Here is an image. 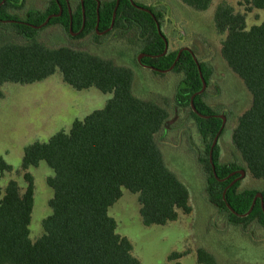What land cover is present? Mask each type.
<instances>
[{
    "label": "trees",
    "instance_id": "obj_1",
    "mask_svg": "<svg viewBox=\"0 0 264 264\" xmlns=\"http://www.w3.org/2000/svg\"><path fill=\"white\" fill-rule=\"evenodd\" d=\"M205 11L212 0H181ZM23 2V0L21 1ZM19 0H0V26L11 29L26 43H0V86L33 84L56 71L77 91L95 88L111 94L103 108L72 122L46 142L24 147V170L45 163L52 176L50 214L42 221L43 235L30 239L33 186L29 174L20 194L17 183L0 186V264H139L130 241L116 232L109 208L122 189L137 195L144 226H163L188 211L187 188L167 167L157 135L165 130L168 110L132 93L133 72L87 52L71 48L50 49L37 41L41 28L59 26L84 37L93 34H132L140 43V64L154 73L182 75L174 95L177 107L187 110L205 144L200 164L207 173L208 201L228 222L245 227L256 222L264 228V190H238L239 166L219 163L214 143L223 121L204 101L211 69L189 49L166 50L160 24L163 9L140 0H79L72 9L67 0H51L42 10L20 19ZM19 4V5H17ZM247 10L264 9V0H248ZM217 33L224 35L221 55L251 95V106L237 121L231 136L243 170L264 180V22L247 27L246 16L219 4L213 17ZM211 158L214 166L212 170ZM0 157V173L10 170ZM260 194L261 197H257ZM198 264H216L215 258L197 250ZM237 264V263H235Z\"/></svg>",
    "mask_w": 264,
    "mask_h": 264
},
{
    "label": "rangeland",
    "instance_id": "obj_2",
    "mask_svg": "<svg viewBox=\"0 0 264 264\" xmlns=\"http://www.w3.org/2000/svg\"><path fill=\"white\" fill-rule=\"evenodd\" d=\"M22 0H19L21 2ZM74 9L75 2L67 0ZM105 1V0H104ZM248 0H212L205 11H197L181 0H140L141 3L163 9L160 31L167 43V51L189 49L211 69L204 101L224 118L222 133L216 140L219 163L235 162L242 177L238 190L250 189L260 193L264 180L254 179L247 171L232 145L231 136L238 118L251 106V95L242 80L231 71L221 55L224 35L216 32L214 11L219 4H227L236 13L246 16V25L264 22V9L247 10ZM51 0H23L16 11L20 19L27 12L42 10ZM17 4V5H19ZM93 34L80 37L59 26H43L37 41L47 48H71L87 52L133 72L132 93L139 99L164 106L169 112L165 130L156 139L167 167L187 188L188 211H177V218L163 226H144L139 215L137 195L122 189L120 198L109 208L116 222V232L127 238L139 264H198L197 250L211 254L216 264H264V228L256 222L245 227L228 222L225 213L208 201L207 173L200 164L206 158L205 144L187 110L175 104L174 95L182 75L172 72L154 73L140 64V43L132 34ZM3 40L26 43L11 29L0 26ZM111 94L95 88L77 91L67 85L59 71L33 84L5 83L0 86V157L10 170L0 173V186L14 180L20 194L26 189L24 175L29 174L33 186V209L29 225L31 241L42 235V221L50 214L48 201L52 190L46 180L52 170L43 162L24 170L21 166L24 147L33 142H46L59 131L68 132L75 120H82L104 107Z\"/></svg>",
    "mask_w": 264,
    "mask_h": 264
},
{
    "label": "water",
    "instance_id": "obj_3",
    "mask_svg": "<svg viewBox=\"0 0 264 264\" xmlns=\"http://www.w3.org/2000/svg\"><path fill=\"white\" fill-rule=\"evenodd\" d=\"M69 31H70L71 34H73V33L71 32V28L69 29ZM166 50H167V47H166ZM141 56H142V55H140V56L138 57V60L140 59ZM218 116H219V115H218ZM219 117L222 119V121H223V125H224V118H223L222 116H219ZM216 140H217V139L214 140V143L216 142ZM209 159H210V163H211L212 170H214V166H213V162H212V158H211V151H210ZM238 172H239V175H240L239 177H242V176L244 175V172H243V171H240V170H239ZM257 197H261V195L258 194Z\"/></svg>",
    "mask_w": 264,
    "mask_h": 264
}]
</instances>
